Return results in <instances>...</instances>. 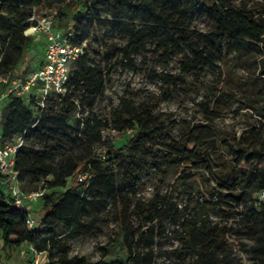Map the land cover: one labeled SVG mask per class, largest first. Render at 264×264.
Instances as JSON below:
<instances>
[{
	"label": "trees",
	"instance_id": "1",
	"mask_svg": "<svg viewBox=\"0 0 264 264\" xmlns=\"http://www.w3.org/2000/svg\"><path fill=\"white\" fill-rule=\"evenodd\" d=\"M42 8L56 15V25L60 27L56 30L68 31L72 22L70 44L85 43L86 46L83 55L73 62L79 69L69 72L67 92L61 101L49 100L46 108L35 110L20 99L10 97L2 109V138L22 137L23 140L15 164L22 187L34 190L43 183L45 194L39 200L43 202L42 226L46 228H27V213L5 193L0 177L3 249L20 248L29 243L43 252L50 264H105L107 251L103 252V259L91 263L83 257H68L66 242L98 230V219H85L86 215L94 206L103 205L105 198L116 196L118 163L144 152L166 165L161 170L163 173L174 169L178 186L185 187L188 193L192 192L202 169L208 170L215 181V187H205L204 201L193 220L183 219L168 196L136 207L143 219L167 217L180 226V231H174L180 242L179 256L192 257L190 264H241L227 253L226 239L232 235L239 241L249 242L240 244L251 261L264 264V201L258 198L264 192V124L231 140L222 137L213 123L192 128L189 124L183 137L169 139L168 151L158 154L150 144L155 137L165 135L175 121L166 125L153 113L156 103L144 104L135 113L114 112L111 123L97 118L93 111L94 103L104 97L113 66L133 70L135 57L142 52L158 56L164 67L168 61L179 63L180 75L153 74L165 87L184 90L186 94L205 88L204 74L219 69L220 62L228 58L247 59L254 51L264 53V18L255 17L245 8H234L228 0H0L4 72L13 71L23 63L26 51L34 42L23 32L30 26V17ZM101 12L109 19H102ZM120 12L125 13L126 21L119 18ZM84 21L90 25L109 24L125 35L122 46H112L100 53L104 61L112 62L109 67L87 68ZM198 21L206 23L208 28L199 29ZM260 72L264 74V61ZM187 77L191 80L188 88L185 87ZM213 90L217 101L235 99L218 82ZM168 94L163 93V98ZM246 101L247 107L264 117L249 99ZM84 105L87 111L77 116ZM204 108L210 114H218L210 101ZM109 130L131 133L125 147L116 149L104 139V132ZM100 147H106L104 155L94 152ZM76 150H83L81 156L70 157ZM123 150L127 151L126 155ZM79 173H88L90 178L79 182ZM116 203L120 205L119 201ZM131 203L121 207L120 214L126 219L122 223L131 216ZM210 211L220 214L218 223L211 222ZM56 229L58 232L52 233ZM61 235L64 239L59 238ZM55 251L61 253L60 258L56 259ZM130 254L129 251L128 257L113 259L109 264H127Z\"/></svg>",
	"mask_w": 264,
	"mask_h": 264
},
{
	"label": "rangeland",
	"instance_id": "2",
	"mask_svg": "<svg viewBox=\"0 0 264 264\" xmlns=\"http://www.w3.org/2000/svg\"><path fill=\"white\" fill-rule=\"evenodd\" d=\"M234 8H245L254 14L255 17L264 18V0H228ZM39 17H53L56 25V15L48 9L42 8L37 12ZM102 19H109V16L101 12ZM119 18L125 20V13L120 12ZM129 23V22H125ZM69 30L73 34V23H69ZM86 27L88 69L94 66L109 67L112 62H106L101 58L100 53L108 51L112 46H122L125 43V35L109 24L90 25L83 22ZM196 26L206 30L207 24L198 21ZM42 39V38H41ZM43 40L33 42V45L26 51L22 65L33 67L41 61L43 55ZM149 46H146L148 49ZM152 49V48H151ZM247 59L228 58L224 63L218 64L216 71L208 70L204 74L205 88L186 94L184 90L165 87L161 81L156 80L153 74L167 73L180 75L181 70L177 61H168L165 67L161 65L160 58L148 52H142L135 57L134 69L130 70L122 66L115 67L106 83L104 97L94 103L93 111L97 118L111 123L114 112L135 113L139 112L144 104L156 107L153 113L157 114L168 125L170 121L175 124L166 131L163 136H157L150 144L152 150L158 154L168 151L169 139H180L190 128L198 124L213 123L222 137L231 140L238 137L244 131L252 127L260 128L264 124V117L260 116L257 110L246 106V99L253 103V107L264 113V74L260 72L261 62L264 61V53H251ZM163 64V63H162ZM79 66L71 64L69 72L78 70ZM229 73V77H228ZM228 77V78H227ZM190 78H186V88ZM218 82L225 92L233 95L234 100L224 102L214 95L213 87ZM168 92L167 98L162 95ZM210 102L214 104L217 113L205 111V106ZM87 106L81 107L77 116L83 115ZM211 111V110H210ZM85 114V113H84ZM216 115V117H215ZM104 139L116 149L125 147L131 133L120 134L116 130L104 132ZM97 155H104L106 147H100L94 151ZM83 150H76L70 157L81 156ZM123 155L127 154L123 150ZM210 164H214L210 161ZM105 166V165H104ZM165 164H161L159 158L155 159L149 154L138 152L133 159L125 158L116 167L115 183L119 187L116 196L105 198L103 205L94 206L85 219L95 217L99 221L98 230L89 236H80L66 242L68 257H83L91 263H97L103 259L102 254L107 251L109 254L103 259L105 264L116 258L128 257L129 251L132 257L127 264H190L193 258L185 255L179 256L178 249L180 242L175 237L174 231H180L179 225H174L171 219L165 217L143 219L136 207H142L151 202H156L161 196H168L170 203L176 208L183 219L193 220L199 214V208L204 201V189L208 185L215 187V181L208 170H200L193 184L192 192L188 193L185 187L178 186L174 169L163 173ZM70 182V179L67 180ZM209 181V182H208ZM156 198V199H155ZM117 201L120 205H117ZM132 201L129 213L130 218L122 223L124 219L121 214V207L124 203ZM38 206L35 208V206ZM42 200L27 205L31 216L39 223L35 229L46 230L42 226L43 212ZM236 215L233 218L236 219ZM211 222L218 223L222 218L216 211L209 212ZM182 221V220H181ZM232 221V220H230ZM58 230L52 231L57 233ZM51 236V235H50ZM64 239V235L59 237ZM249 243L246 239L237 240L232 235L227 237V253L234 260L241 264H255L248 258V255L241 250V244ZM19 248L3 249V242L0 238V258L5 263L6 254L10 251L9 261L13 264H27L19 259ZM56 259L61 257L59 251L54 253ZM44 261V259H43Z\"/></svg>",
	"mask_w": 264,
	"mask_h": 264
},
{
	"label": "built area",
	"instance_id": "3",
	"mask_svg": "<svg viewBox=\"0 0 264 264\" xmlns=\"http://www.w3.org/2000/svg\"><path fill=\"white\" fill-rule=\"evenodd\" d=\"M30 26L23 34L25 37L42 38L45 42L39 65L34 69L19 65L10 72L2 70L4 51L0 48V122L2 109L10 97L18 98L32 109H44L49 100L61 101L67 92L70 65L84 53L85 43L70 44L71 30H56L53 17H39L35 12L29 19ZM23 145L22 137L4 140L0 133V177L2 187L10 198L27 213L28 229L39 225L27 209L28 204L37 202L45 194L43 183L34 190H25L15 170L16 154ZM88 173H79V182L87 181ZM258 198L264 201V192ZM19 259L27 264H50L43 252L37 251L34 245L25 243L19 248ZM44 259V261H43ZM0 264L1 258H0Z\"/></svg>",
	"mask_w": 264,
	"mask_h": 264
},
{
	"label": "crops",
	"instance_id": "4",
	"mask_svg": "<svg viewBox=\"0 0 264 264\" xmlns=\"http://www.w3.org/2000/svg\"><path fill=\"white\" fill-rule=\"evenodd\" d=\"M37 40H38V38H35V37L33 38V41H37ZM39 40H43V39L39 38ZM43 41H44V40H43ZM43 48H44V45H43ZM38 65H39V63H37L36 65H34V68H35L36 66H38ZM34 68H33V69H34ZM36 203H37V202H36ZM37 207H38V206L36 205L35 208H37ZM6 255H7V256H6V259H5V263H6V264H13V262H12L11 260H10V261L8 260L9 257H10V251H9V253H7ZM17 264H18V263H17Z\"/></svg>",
	"mask_w": 264,
	"mask_h": 264
}]
</instances>
